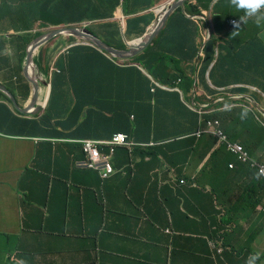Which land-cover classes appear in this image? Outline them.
<instances>
[{"label": "crops", "instance_id": "1", "mask_svg": "<svg viewBox=\"0 0 264 264\" xmlns=\"http://www.w3.org/2000/svg\"><path fill=\"white\" fill-rule=\"evenodd\" d=\"M234 11L236 14L230 19L216 23L218 26L213 33L220 41L214 37L213 45L217 50L222 40H229V52L236 54V58H229V70L240 59L250 70L237 76V70L233 69L229 72V82L223 81L224 87L213 84L209 76L210 67L204 78L198 79V69L202 65L200 58L209 36L208 30L204 39L200 33L198 44L195 43L200 46L194 61V85L184 99L191 97L193 105L206 108L227 98L232 101L230 106L244 108L245 111L255 107L264 116V77H261L264 74V8L257 15H248L245 19L239 16L243 9H237L234 3L215 10L227 15ZM231 19H236L237 23L231 24ZM97 29L103 35L112 36V40L122 37L121 33L112 34L106 27ZM12 40L15 39L4 38L8 51L14 50ZM54 41L41 50V63L47 72H53V64L49 61L56 54L55 47L69 44L68 38L52 44ZM163 45L173 49L175 39L169 37ZM16 47L18 55L11 66H7L8 56L0 57V63H6L5 68L0 65V77L4 76L18 91L22 87L33 89L24 79L25 62L22 63L18 45ZM180 48L178 42L174 51ZM257 56L261 59L254 65L250 61ZM126 61L118 60L116 63L123 65ZM13 67L23 73L17 79L18 83H14L12 73L6 71ZM227 70L228 67L221 72ZM216 91L222 93L220 98L207 103L208 97H213ZM204 94L207 95L205 103L196 102V96ZM71 98L58 93L50 111L54 115L61 114V109L70 107ZM239 100L243 102H235ZM19 101L23 106V98ZM0 102L8 105L4 98H0ZM44 111L45 108L40 114ZM217 111L218 108H210V112ZM109 120L108 115L98 116L88 126L98 125L102 130V124ZM58 121L55 119L54 123ZM64 122L63 135L59 139L13 136L0 131V189L12 175L14 187L23 193L22 205L13 203L17 210L13 215H6V204L0 201V220L5 218L9 222L8 232L0 234H10L5 238L3 251L7 264H11L13 258L21 264H95V260L97 264H247L251 256L256 257L255 264H264L262 205L245 194L251 176L237 174L239 170L246 169L245 164L238 156L231 155V163L235 164L233 169L226 166L224 158L216 164L217 159L214 160L213 166L204 167L215 139H208L203 147L198 148L196 143L187 141L189 137L156 142L154 146L143 149L120 147L111 159L115 174L102 179L99 171L84 170L77 164L84 156L77 155L74 147L81 145L83 139L68 136L73 119L66 118ZM21 126L17 123L3 129L13 132ZM253 127L256 129V124L253 123ZM55 130L62 129L57 124ZM242 139L246 140V137L242 136ZM11 146L14 147L12 150ZM204 153L206 157L202 159ZM69 158H73V171L69 167ZM35 184L41 185L40 191L32 188ZM9 190L5 193L7 196ZM54 211L62 214V221L51 224L48 216ZM18 214L24 220L23 228L13 223L19 219ZM96 222L99 223L97 228ZM36 225L41 232L48 231L53 236L52 249L47 243L40 247L45 242L42 233L40 237L28 238V226L33 228ZM81 230L89 235L80 244L83 260H79V254L75 252L79 248L78 243L66 241ZM93 244L98 247V252L95 258H88L85 251Z\"/></svg>", "mask_w": 264, "mask_h": 264}, {"label": "trees", "instance_id": "2", "mask_svg": "<svg viewBox=\"0 0 264 264\" xmlns=\"http://www.w3.org/2000/svg\"><path fill=\"white\" fill-rule=\"evenodd\" d=\"M156 1L1 0L0 18H9L10 21V17L3 11L6 5L16 3L24 6L23 11H21L23 12L22 17L26 16L27 18V25L23 30H27L29 33L23 34L21 39V46L24 50H20V53L23 60L28 45L34 38L53 27L80 25L85 22L93 23L90 24V29L108 44L118 48H126L128 44L124 42L123 36L132 40L142 37L147 32L157 15L156 10L151 11L156 6ZM188 7L199 9L200 5L195 2H188ZM121 8L127 17L125 30L121 22L117 20L121 14ZM228 17L230 18L229 15ZM16 18L14 20L17 23L18 18ZM223 18L224 16L221 14L217 16L219 21ZM99 26L109 28L112 34L121 33L122 37L117 41L116 38L112 40V36L103 35L98 31ZM207 27L205 22L193 20L179 10L171 16L159 38L149 48L133 60H127L123 65L117 64L116 60L108 53L95 46L76 45L71 47L68 56L63 55L56 60L57 69L52 78V96L43 115L24 119L25 116L20 112L16 110L12 112L10 106L0 102V118L2 120L0 131L13 136L36 135L59 139L65 128L64 121L66 118H71L73 123L68 136L73 139H111L113 134L123 132L141 142H149L150 140L165 142L176 140L178 137H189L187 141L196 143L195 147L198 148V146L203 147L208 139H215V137L203 133L197 138V132L203 126V129L206 128L208 120L218 119L229 138L232 141H239L251 156L256 157L258 151L264 154V116L254 107L245 111L244 108L230 106L232 101L224 99L206 107V109L193 105L191 97L184 99L185 94L187 96L188 92L190 93L192 90L195 80L194 61L200 46L195 43L198 44L200 33L203 35V39L206 37ZM34 29L39 30L35 34L31 33L30 31ZM0 37L1 54L7 46L2 41L1 33ZM169 37L175 39L173 49L162 46ZM214 37L216 38L213 36L204 46L203 55L200 58L202 65L198 69V79L204 78L207 69L210 67L209 76L213 84L216 87H224L223 81L229 82V72L233 69H236L237 76H240L245 71H249L250 68L244 67L245 64L240 59L236 61L234 67L230 66L229 70V58H236V54L229 52V40H222L224 38H221L223 42L218 45L216 50L215 45H213ZM161 39L163 41H160ZM216 39L220 41V39ZM178 42L181 44V48L174 51ZM260 59L261 57L257 56L255 60L250 62L255 65ZM226 67L228 70L222 73L221 70ZM146 72L150 77L147 76ZM180 73H183L185 77L183 78ZM261 77H264V74H261ZM156 83L169 87V89H163ZM0 93V98L5 97L1 91ZM58 93L72 97L71 104L70 107L61 109V114L54 115L50 109L58 99ZM24 94L28 98L30 90H25ZM220 95L222 93L216 91L213 97L208 98L207 103L213 102ZM206 97V94L205 96H196V102L203 104ZM5 98L10 102L7 97ZM240 101L243 102V100L235 102ZM211 107L218 108L219 111L210 112ZM106 115L110 116V120L108 123L102 124V130L98 129V125L89 128L88 125L92 123L93 118ZM204 115L206 116L203 118ZM55 119L59 120L57 124L62 130H55V126H57L54 123ZM17 123L22 124V126L13 132L10 130L6 132L3 129L10 128ZM253 123L256 124V129L253 127ZM91 130L93 133H89ZM242 136H245L246 140H243ZM214 147L215 143L209 149V158L204 163V167L213 166L214 164L211 162L217 159L216 164L222 158H224L226 166L229 167L233 154L224 145L215 149ZM205 157L206 153L202 159ZM245 168L237 173L240 176L251 175L245 194L247 198L251 196L252 199L250 200L256 201L257 199V203H261L260 212L264 215V178L258 172L253 174L254 170L252 171L249 165L245 164ZM252 191H255V194H251ZM6 222L9 226V222ZM8 236L10 234L0 235V264H7V261L4 260L3 251L6 244L5 238Z\"/></svg>", "mask_w": 264, "mask_h": 264}, {"label": "clouds", "instance_id": "3", "mask_svg": "<svg viewBox=\"0 0 264 264\" xmlns=\"http://www.w3.org/2000/svg\"><path fill=\"white\" fill-rule=\"evenodd\" d=\"M122 2L124 1V0H121ZM180 1H182V0H157L156 1V6L155 7H153L152 9H151V11H154V10H156V13H157V16H156V19H155V21L157 20V18L159 17V12H158V9H160V8H162V10L164 9V8H166V7H169L170 5H173L174 3H176V2H180ZM188 2H192V3H198L199 5H200V8L199 9H196V8H194V9H190L189 7H188ZM234 3V5H235V7L237 8V9H243V13H242V15H241V17H243V19H245L248 15H257V12H260V10H263V8H264V0H185V2H184V6L183 7H179L174 13H176L177 11H179V10H181L184 14H185V16H187V17H189V18H191V19H193V20H198V22H201V21H203V22H205L207 25H208V27H207V30H208V32H209V36H210V38H209V36H208V40L207 41H209V40H211V38H212V36H214V33H213V31H214V29L217 27V25H216V23L219 21L218 19H217V16H219L220 14L221 15H223L224 16V18L223 19H221V21L223 22L224 20H228V19H230L229 17H228V15L227 14H224V13H222V12H219V13H216L215 12V10L216 9H218L219 7H221V6H226V5H232ZM259 10V11H258ZM194 11H197V12H194ZM173 13V14H174ZM172 14V15H173ZM171 15V16H172ZM171 16H170V18H171ZM229 16H231V15H229ZM169 18V19H170ZM117 20H119V22H121V24H122V26H123V28H124V30H125V27H126V21H127V17L125 16V13H124V11H123V9L121 8V14H120V16L117 18ZM155 21L154 22H152V24L148 27V30L151 28V26L155 23ZM169 21V20H168ZM231 24H236L237 23V20L236 19H231ZM85 23H87V22H85ZM85 23H83V24H80V25H69V26H80V27H88L89 29H90V25L89 24H85ZM90 23V22H89ZM90 24H93V23H90ZM61 27H68V26H58V27H53L52 29H50V30H48L47 32H50L51 30H54V29H57V28H61ZM166 27V26H165ZM165 29V28H164ZM163 29V30H164ZM39 29H34L33 31H30L31 33H36L37 31H38ZM91 30V29H90ZM148 30H147V32H148ZM210 31H211V35H210ZM23 32V34H28L25 30H23L22 31ZM47 32H45V33H47ZM146 32V33H147ZM1 34H2V32H0ZM18 32H13V34L14 35H16ZM45 33H43V34H45ZM145 33V34H146ZM162 33V32H161ZM161 33H160V35H161ZM22 34V35H23ZM43 34H41V35H43ZM144 34V35H145ZM40 35V36H41ZM143 35V36H144ZM159 35V36H160ZM2 36H3V39H2V41L3 42H5L4 41V38L5 39H8L9 37H7V36H5V35H3L2 34ZM142 36V37H143ZM159 36H158V38H159ZM39 37V36H38ZM37 37V38H38ZM64 38H68V40H69V44L68 45H66V46H63V45H59V46H56L55 47V49H56V54H55V56L54 57H50V64H53V72H47L46 70H45V68H44V64L42 63V65H43V68H44V70H45V72L47 73V75H48V77H49V80H50V85H51V88H52V79H51V77H50V75L51 74H53L54 72H55V70L57 69V66H56V60L59 58V57H61V56H63V55H65V57L66 56H68L69 55V52H70V49H71V47H73V46H76V45H92V44H90V43H88L87 41H85V40H83V39H81V38H77V37H73V36H58L57 38H55L54 40H52V41H54L52 44H55L56 42H59V41H61L62 39H64ZM123 38H124V42H126L127 40H129L128 38H126V37H124L123 36ZM141 38V37H140ZM14 39H16V38H14ZM36 39V38H35ZM34 39V40H35ZM57 39V40H56ZM136 39H139V38H136ZM136 39H132L130 42H126L127 44H128V46L126 47V48H128L129 47V45H130V43H132V41H134V40H136ZM33 40V41H34ZM157 40V39H156ZM155 40V41H156ZM21 39H17V42H16V40H12V47L13 48H16L17 49V45H18V47H19V50H24L23 48H22V46H21ZM32 41V42H33ZM52 41H50V42H52ZM154 41V42H155ZM31 42V43H32ZM49 42V43H50ZM153 42V43H154ZM30 43V44H31ZM207 43V42H206ZM205 43V44H206ZM29 44V45H30ZM29 45H28V47H29ZM92 46H94V45H92ZM113 46V45H112ZM205 46V45H204ZM96 47V46H95ZM115 47V46H114ZM116 48H118V47H116ZM126 48H120V49H126ZM99 49V48H98ZM6 50H8V47H7V49ZM5 50V51H6ZM100 50V49H99ZM4 51V52H5ZM27 51H28V48H27ZM26 51V52H27ZM102 51V50H101ZM4 52H2L1 54H0V57H6L7 55L5 54V56L3 55V53ZM24 52V51H23ZM104 52V51H103ZM25 53V52H24ZM107 53V52H106ZM109 54V53H108ZM142 54V53H141ZM20 55V54H19ZM110 55V54H109ZM140 55V54H139ZM139 55H137V56H139ZM111 56V55H110ZM136 56V57H137ZM26 57H27V53L25 54V56H24V58H23V60H22V63H24L25 61H26ZM112 57V56H111ZM136 57H134V58H136ZM8 59H9V57H7ZM114 60H116V61H118V60H122V59H117V58H114V57H112ZM134 58H131V59H124V60H133ZM52 60V61H51ZM41 62H43V55H41ZM126 63V62H125ZM170 66H171V64H170ZM6 71H7V73H8V68L6 69ZM24 72V71H23ZM24 78L33 86V89L32 88H26V87H22L21 88V90H19L18 92L17 91H15V90H11L8 86H6V85H4L1 81H0V83L2 84V85H4V86H6L10 91H12L13 93H14V95L16 96V98H17V100H18V103L20 104V99L21 98H23V100H24V105L22 106L21 104H20V106H21V108H31V109H33L34 107H36L37 105H38V103H39V101L41 100V96H42V94L40 93V95H39V98H38V100L33 104V102H34V97H35V86H34V84L29 80V79H27V77H26V75H25V73H24ZM147 76H149L150 77V75L147 73ZM157 84V86H159V87H161V88H163V89H169V87H166V86H161L160 84H158V83H156ZM25 90H30V95H29V97L27 98L26 96H25V94H24V91ZM2 92V91H1ZM3 94H4V92H2ZM5 95V94H4ZM51 96H52V92H51ZM5 97H7L6 95H5ZM4 96H2V98H4V100H5V102H7L8 103V106H10L12 109H14V111H12V112H15V110L16 111H18V112H20L23 116H25V117H36V116H39V115H43V114H40L42 111H43V109L44 108H47V105L49 104V102H50V100H49V102L47 103V105L46 106H44L40 111H39V113H37L36 115H28V114H23L21 111H19V110H17L16 109V107L14 106V104H13V102H12V100L9 98V97H7L9 100H10V102H8L7 100H6V98H5ZM50 99H51V97H50ZM27 102V103H26ZM46 110V109H45ZM17 113V112H16ZM132 118H133V116H132ZM36 119H39V118H36ZM211 120H218V119H211ZM209 121V120H208ZM219 121V120H218ZM220 122V121H219ZM220 128H221V130L225 133V135L227 136V138H228V140L230 141V142H232V143H237V144H239V145H241L243 148H244V150L248 153V155H249V157L253 160V161H256V162H258L257 161V159L254 157V156H251V154L245 149V147L239 142V141H232L230 138H229V136L227 135V133L223 130V128L221 127V122H220ZM200 130H205V129H203V127H202V129H200ZM199 130V131H200ZM198 131V132H199ZM197 132V133H198ZM118 133H121V134H126L128 137H129V139L133 142V145L132 146H125V145H119V146H116V148H115V151H114V153L113 154H111V152H110V146L109 145H103L102 147H101V153L104 155V156H106V158H107V161L111 164V167H112V172L108 175V176H105V170H104V168H103V166L102 165H99L98 167H96V168H91V167H89V166H87V161H88V155L85 153V151H84V141H87V140H93V141H103V142H109V141H111L112 140V138H113V136L115 135V134H118ZM118 133H115V134H113V136L111 137V139H83V140H81L80 141V144H81V146H82V150H83V153H84V159L83 160H81V161H79L77 164L79 165V166H82L84 169H89V170H96V171H99V173H100V175H101V177H102V179H107V178H109V177H111V176H113L114 174H115V168H114V166H113V164H112V158H113V156L116 154V151H117V149L118 148H120V147H126V148H128V149H135V148H146V146H154L155 144H156V141H154V140H150L149 142H141V141H136L133 137H131L130 135H128L127 133H123V132H118ZM203 133H207V134H210V135H212L213 137H215V147L217 148V147H219L220 145H224L225 147H226V149L231 153V154H233V155H236V156H238V158H239V160H240V162L241 163H243V164H247V165H249V167L251 168V170L253 171H256V169L255 168H253L252 166H251V162L250 161H247V162H244L242 159H241V157H240V155L239 154H235V153H233V152H231L228 148H227V145L225 144V143H220L219 142V139L216 137V136H214L212 133H210V132H203ZM202 133V134H203ZM201 134V135H202ZM200 135V136H201ZM7 136V135H6ZM197 138H199L198 137V134H197ZM36 139V138H35ZM259 163V162H258ZM233 165V168H235V164H233V163H229V168L230 169H233V168H231L230 167V165ZM264 165V164H263ZM253 171V172H254ZM257 172V171H256ZM263 211H264V207H263ZM16 222H13L14 223V225L15 226H17V225H19L18 223H19V219L18 220H15ZM20 228H23L22 227V225L20 226ZM168 233H170V231L168 230L167 231ZM85 235V234H84ZM87 235V234H86ZM89 236V235H88ZM79 247V246H78ZM80 247H81V245H80ZM80 247L76 250V251H78V250H80ZM75 251V252H76ZM98 252V247L95 245V244H93V245H90L87 249H86V251H85V256L87 255V257L88 258H90V256H92L93 258H95L96 257V253ZM76 253H78V252H76ZM79 254V258L81 257H83L84 256V254H83V251L82 250H80V253H78ZM84 258V257H83ZM255 260H256V257L255 256H251L250 258H249V260L247 261V264H255ZM89 261V260H88ZM90 262V261H89ZM12 263H14V264H18V263H20L21 264V262L17 259V258H13V260H12ZM95 264H97V262H96V260H95V262H94Z\"/></svg>", "mask_w": 264, "mask_h": 264}, {"label": "water", "instance_id": "4", "mask_svg": "<svg viewBox=\"0 0 264 264\" xmlns=\"http://www.w3.org/2000/svg\"><path fill=\"white\" fill-rule=\"evenodd\" d=\"M184 2L185 0H182L180 2L174 3L173 5H170L169 7L164 8L159 14V17L157 18L155 23L148 30V32L143 37L132 41V43H130L129 47L126 49L116 48L111 44H108L88 27L68 26L51 30L50 32H47L36 38L29 45L24 66V73L27 79H29L35 86V97L33 104L38 100L40 93L42 94L41 100L39 101L38 105L33 109L21 108L14 93L1 83L0 91L4 92V94L12 100L16 109L21 111L23 114L36 115L44 106L47 105L52 92L49 77L41 63V50L46 44H48L58 36H73L87 41L100 50L109 53L114 58L122 60L131 59L143 53L153 44V42L158 38L160 33L167 25L170 16L179 7H183Z\"/></svg>", "mask_w": 264, "mask_h": 264}, {"label": "rangeland", "instance_id": "5", "mask_svg": "<svg viewBox=\"0 0 264 264\" xmlns=\"http://www.w3.org/2000/svg\"><path fill=\"white\" fill-rule=\"evenodd\" d=\"M10 6H11V8H10ZM19 8H21V10H22V8L24 9V6L14 3L13 6L12 5H6L5 8H3L4 13L10 17V23L7 22L8 21L7 18H5V19L4 18H0V21H1L0 22V32H2L3 35H5V36H7L9 38H16L15 39L16 42H17V39H22L23 38V36H22L23 32L22 31H23V29H25V26H26V16L22 17V13H21V10ZM15 14H16V16L18 18V22L17 23L14 20V18L16 17ZM235 14L236 13L234 11V12H231L230 15H235ZM241 15H242V13H240L239 16H241ZM4 21H6V22H4ZM85 24H89L90 25L89 22H87ZM14 31L18 32L16 34L17 36L12 34ZM25 31L27 33L29 32L27 30H25ZM3 54H4V56L6 54L9 57L8 62H7V66H11L13 64V59L15 60L16 59V55H18L16 48H14V50H9V51L7 50ZM0 65L2 67H4V68L6 67V63H0ZM9 72L12 73V80H13L14 83H18L19 78H21V76H23V73L20 71V69H16L14 67L13 68H8V73ZM18 73H19V75H17ZM50 77L52 79L53 78V74H51ZM0 80H1V82L4 85H8L9 88H12L13 90L18 92V90L4 76H1ZM75 147H74V149H75V152L77 153V155H82V157H83L84 153H83V150H82V146L81 145H77ZM13 148L14 147L11 146L10 150H12ZM262 154L263 153L258 151L257 152V157H255V158L257 159V161L259 163L264 164V156ZM4 157L8 158V155H4ZM83 159L84 158H82V160ZM69 161H70L69 167L73 171L74 170L73 158L72 159L69 158ZM84 170H87V169H84ZM254 172L257 173L256 171H254ZM254 172H252V173L254 174ZM32 174H33V172H32ZM11 188H13V189H11ZM32 188L34 190L40 191L41 190V185L35 184V185L32 186ZM9 189H11V190H9ZM8 190L10 191L9 192L10 194L7 196L5 193H7ZM78 193H79V191H78ZM22 194L23 193L21 191H19L18 189H16L14 187L13 176L11 175L9 177V180L6 181V184L4 185V187H2L0 189V201H1V204H6V207H5L6 215H8V216L13 215L17 211L16 208L13 206V203H15L16 205H22V203H23V200L21 198ZM18 217H19V227H20L24 220H23L21 214H18ZM61 217H62V214L60 215V213H58L57 211H54V213H51L48 216L49 220L51 221V224H53L54 221H56V222L62 221ZM94 225H95V228H97L99 223L96 222V223H94ZM28 228L30 229V231L28 232L29 233L28 238H33V237H37V236L40 237V234L42 233L43 234L42 239L45 240V242L40 247L42 248L43 245L47 243L49 245L50 249H52L51 242H53L54 240H53V236H51L48 231L47 232H41L38 229L40 227H37V225L35 227H33V228H30L28 226ZM8 229H9L8 224H7V222H6L5 218H4V220L0 222V234L1 233H3V234L7 233ZM24 230H26V227L24 228ZM88 237L89 236L86 235V234L84 235L83 234V230H81V231L75 233V236H73L71 238H68L66 241H67V243H75L76 242V243H78V246L80 247L81 242L83 240H85L86 238H88ZM88 242H89V239H88ZM76 252L80 253V250H78ZM79 260H83V259L80 257Z\"/></svg>", "mask_w": 264, "mask_h": 264}, {"label": "built area", "instance_id": "6", "mask_svg": "<svg viewBox=\"0 0 264 264\" xmlns=\"http://www.w3.org/2000/svg\"><path fill=\"white\" fill-rule=\"evenodd\" d=\"M203 132L212 133L214 136H216L219 139L220 143H225L227 145V148L231 152L235 154H239L244 162L250 161L251 166L255 168L256 171L264 178V165L256 161H253L241 145L230 142L227 136L225 135V133L221 130L220 122L218 120H209L207 122V126L205 130H200L197 133L198 136H200ZM103 145H109L110 152L111 154H113L116 146L119 145L132 146L133 142L129 139V137L126 134H121V133L115 134L112 140L109 142L93 141V140L84 141L83 148L85 153L88 155L87 166L91 168H96L99 165H102L105 170V176H108L112 172V167L111 164L107 161L106 156H104L101 153V147ZM230 167L233 168V165L231 164Z\"/></svg>", "mask_w": 264, "mask_h": 264}, {"label": "bare ground", "instance_id": "7", "mask_svg": "<svg viewBox=\"0 0 264 264\" xmlns=\"http://www.w3.org/2000/svg\"><path fill=\"white\" fill-rule=\"evenodd\" d=\"M15 1H16V0H15ZM34 2H35V1H34ZM7 3H8V2H7ZM37 4H38V3H37ZM9 5H10V4H9ZM44 5H45V4H44ZM44 5H43V6H44ZM0 6H2V4H1ZM12 6H13V5H12ZM10 8H11V6H10ZM19 9L21 10V8H19ZM22 9H23V8H22ZM63 10H64V9H63ZM63 10H62V11H63ZM22 11H23V10H22ZM22 11H21V13H23ZM161 11H162V8L158 9V12H159V13H161ZM22 15H23V14H22ZM6 17H7V16H6ZM16 17H17V16H16ZM29 18H30V17H29ZM38 18H39V17H38ZM154 18H155V17H154ZM4 19H5V18H4ZM8 19H9V18H8ZM8 19H7V20H8ZM16 19H17V18H16ZM26 19H27V18H26ZM31 19H32V18H31ZM36 19H37V18H36ZM38 20H39V19H38ZM15 21H16V20H15ZM180 21H181V20H180ZM0 22H1V21H0ZM4 22H6V21H4ZM7 22L10 23L9 20H8ZM32 22H33V21H32ZM177 23H178V22H177ZM26 25H27V24H26ZM180 25H181V23H180ZM6 29H7V28H6ZM21 29H22V28H21ZM1 31H2V30H1ZM5 31H6V30H5ZM20 32H21V31H20ZM12 34H13V33H12ZM21 34H22V33H21ZM24 35H25V34H24ZM16 36H17V35H16ZM16 36H15V37H16ZM2 37H3V36H2ZM0 38H1V37H0ZM34 39H35V38H34ZM20 42H21V41H20ZM187 42H189V41L187 40ZM187 42H185V43H187ZM162 46L164 47V45H162ZM172 60H173V59H172ZM173 61H174V60H173ZM177 61L180 62L179 59H177ZM174 62H176V61H174ZM176 63H177V62H176ZM153 64H154V63H153ZM155 64H157V63H155ZM153 66H154V65H153ZM151 67H152V66H151ZM144 68H145V67H144ZM174 68H175V66H174ZM146 69L148 70L147 67H146ZM126 71H127V70H126ZM118 72H119V71H118ZM180 72H181V71H180ZM180 74H182L181 76H182L183 78L185 77V76H183V73H180ZM81 77H82V75H81ZM177 77H178V76H177ZM175 78H176V77H175ZM177 79H178V78H177ZM181 79H182V78H181ZM181 81H182V80H181ZM176 82H177V81H176ZM177 83H178V82H177ZM180 83H181V82H180ZM182 83H183V81H182ZM181 85H182V84H181ZM181 85H180V86H181ZM185 86H186V85H185ZM178 87H179V86H178ZM181 87H182V86H181ZM181 87H180V88H181ZM196 87H197V86H196ZM247 88H248V87H247ZM181 89H182V88H181ZM204 96H205V94H204ZM209 97H210V96H209ZM209 97H208V98H209ZM221 97H222V96H221ZM206 98H207V97H206ZM219 98H220V97H219ZM216 99H217V97H216ZM226 99H227V98H226ZM240 102H242V101H240ZM204 103H205V102H204ZM224 103H225V102H224ZM190 104H191V103H190ZM208 105H209V104H208ZM198 106H199V105H198ZM253 106H254V105H253ZM255 106H256V105H255ZM196 108H197V107H196ZM254 108H255V107H254ZM206 109H207V108H206ZM89 110H90V109H89ZM90 112H91V110H90ZM199 116H201V115H199ZM205 116H206V115H204L203 118H204ZM220 122H221V121H220ZM202 126H203V125H202ZM203 127H204V126H203ZM205 127H206V126H205ZM112 136H113V135H112ZM263 156H264V155H263ZM260 160H261V159H260ZM211 163H212V162H211ZM260 164H261V163H260ZM210 165H211V164H210ZM215 194H216V193H215ZM215 196H216V195H215ZM219 246H220V245H219ZM218 248H219V247H218ZM239 251H240V250H239ZM241 252H242V251H241ZM238 254H239V253H238Z\"/></svg>", "mask_w": 264, "mask_h": 264}]
</instances>
